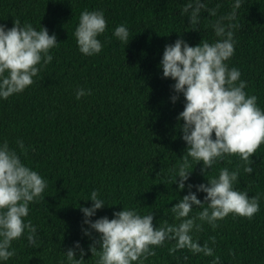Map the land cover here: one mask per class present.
I'll use <instances>...</instances> for the list:
<instances>
[{"label":"trees","instance_id":"16d2710c","mask_svg":"<svg viewBox=\"0 0 264 264\" xmlns=\"http://www.w3.org/2000/svg\"><path fill=\"white\" fill-rule=\"evenodd\" d=\"M185 0H0V24L11 27L15 19L55 33L52 61L39 78L20 93L0 99V140L23 153L21 159L46 180L42 198L29 205L28 219L37 226L38 246L26 237L14 240L15 254L6 264H59L74 240L87 249L91 238L81 233L80 205H90L92 189L105 202L98 216H112L113 209L135 207L142 214L154 212L174 223L170 206L188 189L176 190L168 178L185 151L176 116L183 96L173 102L171 78L159 67L164 45L180 36L190 44L215 40L211 20L202 13L200 28L192 29L179 15ZM220 3L217 14L230 10L231 0ZM102 9L106 30L100 34L102 49L84 55L77 47L74 28L83 9ZM125 24L130 39L122 43L112 36L114 27ZM234 53L229 66L240 70L247 81L245 92L257 97L264 109V0H242L233 20ZM178 31V32H177ZM90 94L75 97L77 87ZM17 139L23 141L20 149ZM186 155V153H185ZM253 171L233 154L212 165L206 175L219 169L238 170L235 187L249 196L259 195V211L251 219L231 213L213 229L205 223L194 233L199 243L215 236L213 255L192 254L187 249L169 252L174 241L155 247L145 264H264V143L250 157ZM202 162L191 161L189 180L207 183ZM195 191V188H193ZM202 199L203 192L197 193ZM194 208L193 211H198ZM87 227V225H85ZM95 235V233H94ZM231 250V252L229 251ZM82 264H93L86 251Z\"/></svg>","mask_w":264,"mask_h":264},{"label":"clouds","instance_id":"9594fccd","mask_svg":"<svg viewBox=\"0 0 264 264\" xmlns=\"http://www.w3.org/2000/svg\"><path fill=\"white\" fill-rule=\"evenodd\" d=\"M241 4L242 0H231L230 10L218 15L220 3L209 6L210 0H185L179 15L187 18L192 29L200 28L202 13L214 17L210 27L216 39H201L193 45L178 36L164 45L159 60L162 77L174 81L170 99L175 102L180 94L183 96V108L176 119L182 121L177 127L185 151L168 178L178 192L188 190L169 207L175 222L159 219L154 224L152 210L142 214L135 207L125 206L113 209L111 218L102 215L91 219L107 202L98 189H92L85 198L92 203L79 206L83 214L81 233L91 242L86 249L80 240H74L63 250L59 264H82L86 251L91 252L93 264H145L155 254V247L165 241H174L169 252L187 249L192 254L212 256L214 249L209 241L214 245L215 236L201 244L194 233L205 223L215 229L229 213L251 219L259 211V195L249 196L235 187L238 170L223 167L215 176L206 175L212 165L233 154L244 162L243 171L251 173L250 157L264 143V109L254 94L245 92L247 81L240 78V70L227 63L234 53L233 20ZM105 30L102 9L81 10L73 32L78 50L88 56L99 53L103 46L99 36ZM112 36L127 44L129 29L118 24ZM57 42L56 34H49L43 25L37 29L18 19L11 27L0 24V99L32 85L52 61L50 49ZM90 92L78 86L75 97L79 100ZM16 144L24 150L22 140L17 139ZM22 154L10 147L7 139L0 140V264H6L15 254L11 247L14 240L24 236L29 246L39 243L37 226L27 217L30 203L42 198L47 180L21 159ZM189 157L194 164L202 162L207 183L189 180L193 169ZM200 192L204 193L202 199L197 195ZM217 260L213 256L211 264H217Z\"/></svg>","mask_w":264,"mask_h":264}]
</instances>
